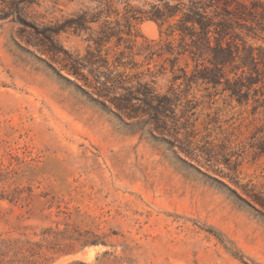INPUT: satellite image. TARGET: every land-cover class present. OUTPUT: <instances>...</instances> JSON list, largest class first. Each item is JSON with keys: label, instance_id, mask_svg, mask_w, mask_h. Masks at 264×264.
<instances>
[{"label": "rangeland", "instance_id": "obj_1", "mask_svg": "<svg viewBox=\"0 0 264 264\" xmlns=\"http://www.w3.org/2000/svg\"><path fill=\"white\" fill-rule=\"evenodd\" d=\"M88 5L0 0V264H264V107L166 73L115 108L58 63Z\"/></svg>", "mask_w": 264, "mask_h": 264}, {"label": "trees", "instance_id": "obj_2", "mask_svg": "<svg viewBox=\"0 0 264 264\" xmlns=\"http://www.w3.org/2000/svg\"><path fill=\"white\" fill-rule=\"evenodd\" d=\"M87 3L86 9L60 22L56 32L90 31L86 55L80 57L61 48L58 63L115 108L124 109L141 101L157 110L153 103L163 100L154 98L153 84L157 75L166 73L173 80L182 79L189 88L198 82L207 89L222 86L239 103L247 101L248 94L253 92L255 108L264 107V0H87ZM113 15L115 19L110 20ZM101 17L104 19L100 20ZM144 20L154 21L160 36L157 41L143 37L144 46L138 47L135 40L142 35L137 26ZM97 23L99 29L95 30L91 25ZM252 41L262 43L256 45ZM141 56L147 65L161 57L169 64L157 70L149 66L141 69L143 64L137 60ZM229 75L233 76L232 82L227 79ZM167 103L169 100L163 104ZM208 231L220 237L212 228ZM96 243L85 240L82 245ZM234 255L242 260L237 252ZM35 263L22 259L19 264Z\"/></svg>", "mask_w": 264, "mask_h": 264}, {"label": "bare ground", "instance_id": "obj_3", "mask_svg": "<svg viewBox=\"0 0 264 264\" xmlns=\"http://www.w3.org/2000/svg\"><path fill=\"white\" fill-rule=\"evenodd\" d=\"M151 21V20H150ZM143 31L148 36H154L156 34L155 26L151 22L144 23L142 25ZM155 37V36H154Z\"/></svg>", "mask_w": 264, "mask_h": 264}]
</instances>
